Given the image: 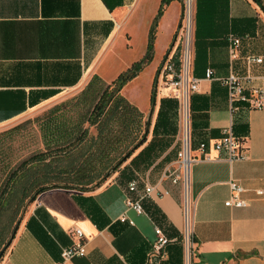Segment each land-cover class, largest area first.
<instances>
[{"label":"crops","instance_id":"crops-1","mask_svg":"<svg viewBox=\"0 0 264 264\" xmlns=\"http://www.w3.org/2000/svg\"><path fill=\"white\" fill-rule=\"evenodd\" d=\"M107 1L110 6L103 0H0V129L83 89L93 76L104 81L101 67L116 58L124 37L129 39L124 30L131 20L143 28L147 43L159 7H149L146 15L144 0ZM169 8L157 20L153 55ZM220 8L195 44L191 7L187 39L181 18L162 59L168 56L178 71L186 50L188 73L199 80L189 119L191 155L197 160L188 170L186 195L181 182L173 184L165 175L176 167L182 147L177 110V131L153 137L155 116L146 142L104 184L90 191L58 188L39 194L0 264H264V111L242 108L231 114L226 87L217 80L232 74L247 90L264 84V0L262 7L252 0H227ZM233 37L240 40L234 59L229 53ZM251 57L262 61L250 62ZM206 69L213 71L210 80ZM160 79L166 87L158 88L156 114L160 99L172 98L166 78ZM229 127L244 159L229 161L214 148ZM201 141L207 143L206 159L196 148ZM131 180L153 187L143 215L125 205ZM231 182L242 188L245 207L224 205ZM185 196L189 255L183 236ZM154 226L169 240L158 255L150 254ZM77 243L84 245L85 256L63 261L61 251Z\"/></svg>","mask_w":264,"mask_h":264},{"label":"trees","instance_id":"trees-1","mask_svg":"<svg viewBox=\"0 0 264 264\" xmlns=\"http://www.w3.org/2000/svg\"><path fill=\"white\" fill-rule=\"evenodd\" d=\"M171 1L160 0L140 60L133 62L110 83L103 85L102 80L93 76L78 95L52 105L42 114L40 135L43 149L8 172L4 189L0 190V209L12 203L17 210L24 200L33 202L39 194L50 189L90 191L97 188L146 142L149 121L120 92L151 62L157 20ZM252 1L262 7V0ZM103 2L110 6L107 0ZM194 7L196 44L206 35L208 21L218 16L220 7H227V0H194ZM155 81L150 92L151 105L155 102ZM190 99L191 96L189 111ZM177 110V100L160 99L153 137L177 131L173 122ZM38 170H41L40 175H36L40 172ZM21 178L29 182L19 188ZM17 195L19 199H16ZM4 233L5 230L0 233V247L4 243Z\"/></svg>","mask_w":264,"mask_h":264},{"label":"rangeland","instance_id":"rangeland-1","mask_svg":"<svg viewBox=\"0 0 264 264\" xmlns=\"http://www.w3.org/2000/svg\"><path fill=\"white\" fill-rule=\"evenodd\" d=\"M173 1L175 2H172L170 5H168V7L170 8L166 12L165 26L162 28L161 32L157 36L154 45L153 60L138 74L136 78L129 81L121 89L120 92V94L130 104L135 106L140 112L143 113L145 120H149V130L156 116V108L158 105V99L160 97L158 93V88L166 87V84H164V81H161L158 75L163 55L170 47L171 42L173 40L172 38L174 32L178 26L177 22L179 23L181 18H183L185 13V7H187L186 0ZM191 1V7H194V1ZM159 3L160 0H144V2L142 3V7H146V15L149 10V7H159ZM124 31L129 33V39H126L124 37L122 42L117 45V49L115 52L116 58L111 61L105 62L104 66L101 67V69L105 71L103 75V80L105 82L102 81L103 85L106 84V82L110 83L112 80H114L118 74L125 71L133 62L140 60L145 53L146 35L143 31V28L138 27L131 20L126 25ZM165 46L166 48L161 55V52L163 51ZM154 78L156 80V93L155 102L153 105H151L149 99ZM103 85H100V87H102ZM81 90L82 89H77L74 91L67 92L62 98H60L55 103L33 110L21 120L9 124L6 127L0 129V190L4 189L3 185L5 183L6 176L11 169H15L22 160L28 158L33 153L42 151L43 145L40 135V118L42 114L52 105L58 104L68 98L78 95ZM169 94L171 95V92H169ZM176 124H178V120H176ZM91 133L93 134L94 132L92 131ZM121 167L122 166L119 167V170L121 169ZM38 171L40 172H38L36 175L41 174V170ZM117 172L111 173V175L104 182L114 177ZM28 182L29 180L26 178L19 179V188L26 186ZM16 199H19L18 195L16 196ZM31 204L32 202L30 200H24V202L21 204V206L18 207L17 210L12 205V203L1 207L0 233L2 232V230H5V233L4 243L0 247V252L10 239L11 233L15 225H20L22 220L27 215ZM12 217H14L13 222L10 228L7 229L6 227ZM10 246L11 244L4 251L2 257L0 258V261L3 259V257L9 250Z\"/></svg>","mask_w":264,"mask_h":264},{"label":"built area","instance_id":"built-area-1","mask_svg":"<svg viewBox=\"0 0 264 264\" xmlns=\"http://www.w3.org/2000/svg\"><path fill=\"white\" fill-rule=\"evenodd\" d=\"M187 7H185V13L183 16V27L181 33H184V39H187L190 28L191 20V7H188V0H186ZM240 40L238 38H231L229 43V53L231 58L237 56V51L239 48ZM250 62L260 63L261 58H249ZM159 77L166 78L168 86L170 87L171 97L178 102V124L179 133L182 141L181 150L178 151L176 158V167L172 170H168L165 175L171 178V182L176 184L181 182L185 191L188 187V170L190 164L193 163L197 158L191 155L193 150L192 143L190 140L189 131V98L192 93L198 90L199 80L192 77L188 73L187 69V54L184 51V62L180 65V69L177 71L176 67L167 56L163 61L159 73ZM213 71L211 69L205 70V79H212ZM222 85L226 87L227 95L226 99L230 107L231 114L235 115L237 112L241 111L242 108L248 110H261L264 111V84L259 88H253L247 90L243 85V79L238 78L232 74L228 75L226 78L217 79ZM197 150L201 153L202 159L205 158V153L207 150V143L201 141L196 146ZM214 148L218 152H225L226 157L229 161L244 159V155L241 153L238 139L234 136L232 128L229 127L222 132V137L218 142L214 144ZM231 189V197L224 203L226 207L242 208L247 204L240 198V193L242 188L231 182L229 184ZM153 192V187L146 183L142 185L136 180H131L128 182L126 187V199L125 205L128 209L133 210L136 214H145L143 209V202L148 198V196ZM261 192H258L260 194ZM184 243L186 247L187 255H189L191 249V231L189 225V205L185 196L184 200ZM124 221V217L121 219ZM131 224V222H129ZM155 240L151 246V255L159 254L163 247L169 242L165 236L163 230L154 226ZM77 238H82V233L75 229L72 231ZM86 251L83 244L77 243L61 251V259L63 261H69L73 258L85 256Z\"/></svg>","mask_w":264,"mask_h":264},{"label":"water","instance_id":"water-1","mask_svg":"<svg viewBox=\"0 0 264 264\" xmlns=\"http://www.w3.org/2000/svg\"><path fill=\"white\" fill-rule=\"evenodd\" d=\"M19 225H15L12 233H11V236H10V239L8 240V242L6 243L5 247L2 249V251L0 252V258L2 257L4 251L6 250V248L11 244L12 240L14 239V236L16 234V231L18 229Z\"/></svg>","mask_w":264,"mask_h":264},{"label":"bare ground","instance_id":"bare-ground-1","mask_svg":"<svg viewBox=\"0 0 264 264\" xmlns=\"http://www.w3.org/2000/svg\"><path fill=\"white\" fill-rule=\"evenodd\" d=\"M191 0H188V7H191Z\"/></svg>","mask_w":264,"mask_h":264}]
</instances>
